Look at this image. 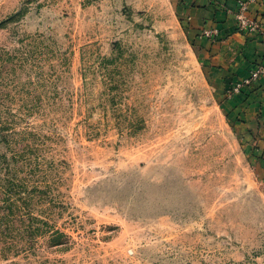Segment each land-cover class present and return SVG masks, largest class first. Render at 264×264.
I'll list each match as a JSON object with an SVG mask.
<instances>
[{
    "label": "rangeland",
    "instance_id": "obj_1",
    "mask_svg": "<svg viewBox=\"0 0 264 264\" xmlns=\"http://www.w3.org/2000/svg\"><path fill=\"white\" fill-rule=\"evenodd\" d=\"M187 4L0 0V264H264L229 104L264 72L232 93Z\"/></svg>",
    "mask_w": 264,
    "mask_h": 264
},
{
    "label": "crops",
    "instance_id": "obj_2",
    "mask_svg": "<svg viewBox=\"0 0 264 264\" xmlns=\"http://www.w3.org/2000/svg\"><path fill=\"white\" fill-rule=\"evenodd\" d=\"M191 21L205 24L206 29L218 31L215 39L202 37L213 45L209 53L211 64L219 65V71L229 79H242L264 62V0L250 6V15L260 24L256 32L237 31V0H186ZM213 37V38H214ZM221 39V40H220ZM230 113L236 126L248 134L255 143L256 167L264 179V75L245 87L229 101Z\"/></svg>",
    "mask_w": 264,
    "mask_h": 264
},
{
    "label": "built area",
    "instance_id": "obj_3",
    "mask_svg": "<svg viewBox=\"0 0 264 264\" xmlns=\"http://www.w3.org/2000/svg\"><path fill=\"white\" fill-rule=\"evenodd\" d=\"M257 0H237V19L239 26L243 30L253 31L258 29L259 23L249 15V8L252 3ZM205 34L209 37L214 36V30H206ZM263 65L258 66L251 73V76L240 80L238 83L234 84L232 87V93L239 92L244 86L249 85L253 80H257L259 76L264 72V62Z\"/></svg>",
    "mask_w": 264,
    "mask_h": 264
},
{
    "label": "trees",
    "instance_id": "obj_4",
    "mask_svg": "<svg viewBox=\"0 0 264 264\" xmlns=\"http://www.w3.org/2000/svg\"><path fill=\"white\" fill-rule=\"evenodd\" d=\"M0 24L2 25L3 23H0ZM21 159H23V158L19 157L18 154L15 153V156L13 157V162H15V163L19 162ZM9 190H15L17 193H20L22 190H24V184L22 181H20V182H16V181L11 182L10 181ZM8 192H10V191H8ZM3 202L6 204L5 208L8 210V213H4V214L0 213V225L4 224V225H7L9 227H10V225L15 226V225H13V220L15 218L16 221L19 222V219L17 216H20V212H21L20 208L17 207L16 202L9 201V199H5ZM23 221H25V220L21 219V222H23ZM20 227L21 226H19L18 228L20 229ZM33 231L39 232V229L34 228ZM58 233L59 232H57V234ZM57 237H58V235L55 236V238L53 239V243L59 242V239Z\"/></svg>",
    "mask_w": 264,
    "mask_h": 264
}]
</instances>
